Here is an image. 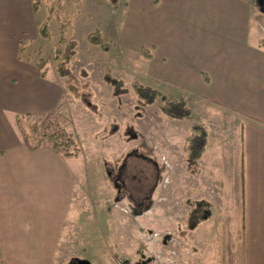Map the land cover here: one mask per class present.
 I'll use <instances>...</instances> for the list:
<instances>
[{"label": "crops", "instance_id": "obj_1", "mask_svg": "<svg viewBox=\"0 0 264 264\" xmlns=\"http://www.w3.org/2000/svg\"><path fill=\"white\" fill-rule=\"evenodd\" d=\"M134 11L130 29L143 37L138 49L149 58L138 56L148 78L184 89L179 97L206 127L198 162L208 167L218 152L209 148H224L229 171L234 155L240 191L207 192L215 208L194 228L214 218L222 226L201 264H264V11L255 0H139ZM38 25L34 0H0V264H57L76 183L69 160L80 158L46 145L25 148L15 124L17 117L53 115L61 104L58 80L22 55ZM204 173L200 180L210 185ZM209 238L194 245L210 248Z\"/></svg>", "mask_w": 264, "mask_h": 264}, {"label": "rangeland", "instance_id": "obj_2", "mask_svg": "<svg viewBox=\"0 0 264 264\" xmlns=\"http://www.w3.org/2000/svg\"><path fill=\"white\" fill-rule=\"evenodd\" d=\"M34 1L39 24L48 21L52 38L43 40L37 34L25 39L22 55L34 63L45 60V72L58 80L61 104L51 119L73 135L80 157L69 160L76 183L57 264L208 262L222 226L214 218L193 230L187 216L199 208L201 217L209 218L216 202L207 192L218 196L240 191L234 155L228 159L229 171L222 160L224 148H209V153L218 152L208 167L187 161L183 141L194 120L170 122L155 107L136 102L130 89L135 81L159 91L160 99L180 98L178 94L186 92L148 78L144 59L138 56L143 37L129 23L139 0ZM94 31L103 35L107 52L87 43L86 35ZM115 83L125 92L116 93ZM120 167H125L123 182L110 179L106 169ZM203 173L211 176L210 185L207 178L201 182ZM225 175L228 182L223 186ZM205 234L213 237L205 239L210 248L194 245Z\"/></svg>", "mask_w": 264, "mask_h": 264}, {"label": "trees", "instance_id": "obj_3", "mask_svg": "<svg viewBox=\"0 0 264 264\" xmlns=\"http://www.w3.org/2000/svg\"><path fill=\"white\" fill-rule=\"evenodd\" d=\"M34 10L37 11L36 1H34ZM48 21L45 20L38 26V36L43 40H51L52 35L49 31ZM62 29V26H61ZM61 38L59 43H61ZM86 41L91 46H97L104 52L109 50L108 44L104 41L100 31H94L86 35ZM58 54L59 50L54 53ZM56 54V55H57ZM139 55L148 59L147 49H141ZM60 56H56L58 59ZM67 58V56H64ZM68 62V60H66ZM46 61L40 59L35 62L36 68L41 75L44 76ZM120 83H115V92L123 93L125 90L121 88ZM131 92L135 97L136 102L144 107H155V109L170 122L190 121L193 119L192 110L183 98H162L160 99L159 91L151 86L133 82L130 85ZM26 124L27 131L24 130L23 124ZM15 124L25 148L35 150L41 146H48L55 153L62 157H76L78 154L77 144L71 133L64 128L58 127L51 119V115H27L17 117ZM208 142V133L206 127L199 121H192L188 128L183 141V153L185 159L191 162H198L206 149ZM201 210L198 208L192 209L187 216V225L190 229L197 227L202 220Z\"/></svg>", "mask_w": 264, "mask_h": 264}, {"label": "flooded vegetation", "instance_id": "obj_4", "mask_svg": "<svg viewBox=\"0 0 264 264\" xmlns=\"http://www.w3.org/2000/svg\"><path fill=\"white\" fill-rule=\"evenodd\" d=\"M257 5L259 6L260 10H262V11L264 10V0H259V2H257ZM121 168L122 167L118 168V170L106 169V173H108V176L110 179L112 178L116 182H117V180H121L123 182L122 173H123V169L125 170V167L123 169H121ZM115 171H117V172L115 173ZM115 189H116V193H117V190H118V192H120L118 186H115ZM117 197H119L118 194H117ZM74 264H87V263L79 260V261H76Z\"/></svg>", "mask_w": 264, "mask_h": 264}, {"label": "water", "instance_id": "obj_5", "mask_svg": "<svg viewBox=\"0 0 264 264\" xmlns=\"http://www.w3.org/2000/svg\"><path fill=\"white\" fill-rule=\"evenodd\" d=\"M257 2H259V0H256ZM86 263V262H85Z\"/></svg>", "mask_w": 264, "mask_h": 264}]
</instances>
